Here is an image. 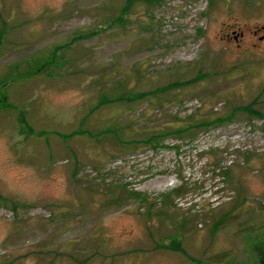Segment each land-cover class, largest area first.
Returning <instances> with one entry per match:
<instances>
[{
    "label": "rangeland",
    "instance_id": "1",
    "mask_svg": "<svg viewBox=\"0 0 264 264\" xmlns=\"http://www.w3.org/2000/svg\"><path fill=\"white\" fill-rule=\"evenodd\" d=\"M251 110L264 0H0V264H259Z\"/></svg>",
    "mask_w": 264,
    "mask_h": 264
},
{
    "label": "trees",
    "instance_id": "2",
    "mask_svg": "<svg viewBox=\"0 0 264 264\" xmlns=\"http://www.w3.org/2000/svg\"><path fill=\"white\" fill-rule=\"evenodd\" d=\"M139 96H141V95H137L136 97H139ZM119 98H121V99H124V97H119ZM128 99H130V98H128ZM248 108V107H247ZM249 109V108H248ZM252 111V114L253 115H255V116H263L264 117V115H262L259 111H256V110H251ZM202 116H203V118H204V120L205 121H198V122H195V123H192L193 122V118H195V117H192L191 119H189L187 122H185L182 126H180V127H178V128H176V129H174L173 131H174V133H176L178 136H180L181 135V133H187L188 135H190V137H192V136H194V134H195V132L197 131V129L198 128H205V127H207L208 125H210V124H212V123H210V124H208V122H210V120H211V115L209 116L208 114H202ZM213 120V119H212ZM215 120L216 121H221V119L220 118H215ZM20 122V124H21V126H20V131L22 132V131H24L25 129V131H27V128H26V124L22 121V120H20L19 121ZM208 124V125H207ZM166 133H164V132H161V133H159L158 135L160 136V137H163L164 135H165ZM159 136H157V137H155V136H151V137H149V138H146L144 141L146 142V143H148L149 145L150 144H157V143H159L160 141H159ZM176 190V189H175ZM174 190V191H175ZM260 239L259 240H257V242H255L254 244H253V247H254V249H255V251H256V253L258 254V257H259V264H264V238H261V237H259Z\"/></svg>",
    "mask_w": 264,
    "mask_h": 264
}]
</instances>
